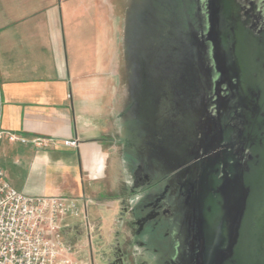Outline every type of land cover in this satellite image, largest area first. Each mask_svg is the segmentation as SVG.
I'll list each match as a JSON object with an SVG mask.
<instances>
[{
  "label": "crops",
  "instance_id": "0c3cea01",
  "mask_svg": "<svg viewBox=\"0 0 264 264\" xmlns=\"http://www.w3.org/2000/svg\"><path fill=\"white\" fill-rule=\"evenodd\" d=\"M126 2L0 0V130L53 140L39 148L0 137V169L19 192L68 198L84 210L86 223H67V241L85 264L93 261L75 234L79 226L88 237L111 229L110 257L117 248L134 252L125 264H172L174 256L161 260L151 250L158 246L123 240L147 203L142 177L153 111L139 78L142 50L134 54L124 29ZM68 140L77 146H65Z\"/></svg>",
  "mask_w": 264,
  "mask_h": 264
},
{
  "label": "rangeland",
  "instance_id": "374dc122",
  "mask_svg": "<svg viewBox=\"0 0 264 264\" xmlns=\"http://www.w3.org/2000/svg\"><path fill=\"white\" fill-rule=\"evenodd\" d=\"M126 4L132 6L130 18L124 24V29L132 38L134 54L140 38L142 42L144 39L148 50L159 52L162 57L159 59V72L164 73L165 81L168 82L174 76V95L181 109V112H176L179 118L180 136L175 133L174 146L172 142L170 143L168 136L164 135L165 131H163V137L156 135L155 129H158V124L153 125L147 119L146 160L148 158L151 160L152 149L155 152V148H158L157 146L162 142L164 151H173L174 157L186 144H190L191 153L188 160L184 163L183 158L179 159L180 164H184L175 167L173 163V166L169 169L166 167L160 176L163 177L166 192H170L173 187H181L186 168L193 166L196 162L195 167L199 169L202 166V171L204 170L198 186L199 200L204 199V191H207L205 187H211L218 193L221 190L220 181L224 180L227 171L225 164L219 165L220 160L226 157L223 148L226 151L228 141L233 139L230 135V123L227 124L226 133H222L219 114L222 112L221 107H224L223 103L230 97L229 94L235 92L236 84L233 64H227L224 59L226 51L229 53L228 49L224 51L216 49L222 39L218 27L219 3L217 0H127ZM210 14H212L211 17ZM211 26L216 33L211 30ZM248 40L253 39L245 37L247 43H249ZM221 64L226 66L224 67L226 75L221 71ZM257 77L255 73L253 79L256 80ZM231 98L233 99V95ZM254 117L251 116L250 122H254ZM253 126L256 124L254 123ZM260 132H263V129ZM253 140L254 138L250 139V144L255 142ZM154 157L159 163L165 159L156 157L155 153ZM248 168L244 171H248ZM181 193L186 194V191ZM181 198L184 197L181 196ZM180 201L184 203L181 199ZM193 202L194 200L191 204ZM131 209L132 207L129 210ZM130 217L133 218V215ZM179 217L181 220L187 218L181 215ZM226 221L227 217L224 220L225 224ZM65 222L82 225L86 223V213L83 210L80 217H67ZM133 228L134 225H130L131 232L123 239L129 246L137 241V238L133 239ZM108 229L93 230L89 238L86 235L87 231L85 232L81 226L75 227V234L80 238L83 237L86 253L90 261L92 260L95 264H109L108 260L112 258L107 242L108 236H111V229ZM257 233L261 236L257 243L258 252L260 257H264V225L257 228ZM120 250L130 257L134 256L132 248L130 250L120 248ZM117 251L118 248L115 252ZM176 253L182 257L184 252L177 248Z\"/></svg>",
  "mask_w": 264,
  "mask_h": 264
},
{
  "label": "flooded vegetation",
  "instance_id": "af4514ba",
  "mask_svg": "<svg viewBox=\"0 0 264 264\" xmlns=\"http://www.w3.org/2000/svg\"><path fill=\"white\" fill-rule=\"evenodd\" d=\"M229 13L232 20L227 21L225 27L230 39L235 36L234 31L236 30V32H240L239 36L241 37L264 43V0H234L232 11ZM222 30L219 31L221 36ZM230 44L233 52V42ZM238 44H242L243 47L245 42L241 41L240 38ZM137 47L142 50L140 53L142 55L140 57L142 71L139 78L142 83L143 98L147 102L149 111L153 110L150 113L152 116L148 115V119L153 125L158 124L157 128L160 131L155 129L156 135L160 137L165 131L164 135L168 136L170 143L172 142L174 146L175 133L180 136L179 118L176 112H181L180 103L174 95V76L168 82L165 81L164 73L159 72V59L162 57H160L159 52L157 53V48L155 49L156 53L148 50L144 39L142 42V38H140ZM241 59L232 67L233 73H235V92L229 94L230 100L227 98L226 102H221L224 107H221L222 112L219 114L222 133H226L227 124L230 123V135L233 136V139L228 141V149L225 151L223 148L226 157L224 160L221 159L219 163V165L223 163L227 167L226 181L233 179L232 169L236 174H240L250 166V163H255L259 159L261 147L262 132L257 129L250 132L247 121L253 115L255 116L254 123L261 124L264 122V111L255 110L252 113L250 102L254 106L259 101V96L254 92L252 96L247 97L242 90L245 82ZM257 62L260 63V60L257 59ZM221 67L222 73L226 75V66L221 64ZM134 76L136 77L138 74ZM231 95H233V99ZM250 112L251 116L249 117ZM150 134L152 135V133ZM252 138L255 142L250 144ZM165 144L169 146L167 142ZM157 147L155 152L152 149L151 160L149 158L146 160L145 175L142 177V181L145 189H151L146 191L145 200L147 203H144L142 207L144 215L134 218L137 221L133 223L136 228L133 239L137 238V244L145 242L149 247L158 246L159 249L151 250L162 255L161 260L164 257L174 256L172 264H227L229 258L227 241L225 243L222 240L221 234L219 235L221 237L217 235V230L219 224L224 223L223 220L227 217L225 202L232 199V196H227L221 190L217 193L215 189L205 187L207 191H204V199L199 200L198 186L204 170L202 171V166L201 169L196 168V162L193 163V166L186 168L182 186L173 187L170 192H166L163 177H160L164 169L166 167L167 169L171 168L173 163L175 167L184 164L190 156L191 149L190 144H186L184 148L180 149V153L174 157L173 151H164L163 142ZM154 153L156 157L160 156L162 160L165 158L164 161L162 163L157 162ZM181 158H183L184 163L180 164L179 159ZM225 180L220 181V187L223 186ZM181 191H186V194L181 193ZM180 199L184 203H181ZM192 200H194L193 204H191ZM133 215L135 214L133 213ZM180 215L187 216V218L181 220ZM172 232L174 234H171ZM177 248L184 252L182 257L176 253Z\"/></svg>",
  "mask_w": 264,
  "mask_h": 264
},
{
  "label": "water",
  "instance_id": "95a60500",
  "mask_svg": "<svg viewBox=\"0 0 264 264\" xmlns=\"http://www.w3.org/2000/svg\"><path fill=\"white\" fill-rule=\"evenodd\" d=\"M217 2L220 8L218 27L220 30L223 29V34L220 45L216 49L220 51L228 49L229 53L226 51L227 54L224 56L227 64L234 65L240 61L239 58H242L245 82L242 90L247 97L252 96L254 92L259 96L257 104L253 106V103L250 102L252 113L255 110L264 111V43L255 40H248L249 43H247L245 37L239 36L240 32H236V30L234 31L235 36L230 39L225 26L227 21L232 20L229 11H232L234 0H217ZM211 16L212 14H210ZM211 22H213L212 19ZM211 30L216 33L212 26ZM239 37L241 41L245 42L243 47L242 44H238ZM230 42H233V52ZM257 59L260 60V63L257 62ZM255 73L258 75L256 80L253 79ZM250 119L248 121L250 132L263 129L259 159L255 163H250L246 172L242 171L240 174H236L232 169L233 179L226 181L224 178L225 183L221 187L224 194L232 196V199L225 202L226 224H219L217 230V235L221 234L222 240L225 243L227 241L229 255L227 264H264V257H260L257 248L258 240L261 237L257 233V228L264 225V126L262 123L253 126L254 122H250ZM115 250L112 252V260H109L110 264H125V260L130 259L122 250L118 249L117 252Z\"/></svg>",
  "mask_w": 264,
  "mask_h": 264
},
{
  "label": "built area",
  "instance_id": "2783aa9c",
  "mask_svg": "<svg viewBox=\"0 0 264 264\" xmlns=\"http://www.w3.org/2000/svg\"><path fill=\"white\" fill-rule=\"evenodd\" d=\"M0 137L39 148L53 141H29L2 130ZM77 144L78 141H65V146ZM80 216V208L68 198L28 196L17 191L0 169V264H85L79 258V249L67 241L65 222L67 217Z\"/></svg>",
  "mask_w": 264,
  "mask_h": 264
}]
</instances>
